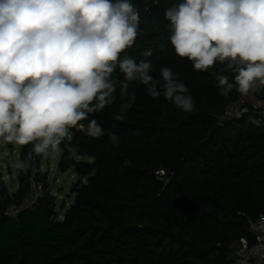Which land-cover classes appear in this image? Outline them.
<instances>
[{"label":"trees","instance_id":"1","mask_svg":"<svg viewBox=\"0 0 264 264\" xmlns=\"http://www.w3.org/2000/svg\"><path fill=\"white\" fill-rule=\"evenodd\" d=\"M131 2L138 35L121 59L151 60L157 80L162 67L171 68L195 106L184 112L162 89L153 98L132 82L135 99L123 120L115 119L126 99L119 88L112 105L89 114L102 137L70 129L58 169L72 168L85 181L63 219L46 192L47 175L22 174L13 194L0 175V264H230L236 250L232 259L228 248L252 242L248 220L264 213V127L224 118L241 92L225 95L214 73L231 82L234 71L219 63L196 71L175 54L165 11L182 0ZM147 49L151 57L141 55ZM113 75L123 79L118 66ZM33 183L43 192L26 206Z\"/></svg>","mask_w":264,"mask_h":264},{"label":"clouds","instance_id":"2","mask_svg":"<svg viewBox=\"0 0 264 264\" xmlns=\"http://www.w3.org/2000/svg\"><path fill=\"white\" fill-rule=\"evenodd\" d=\"M165 18L175 54L194 70L219 63L235 72L231 82L214 73L225 95L233 87L247 94L264 85V0H182L166 9ZM138 27L131 0H0V137L33 144L38 154L54 151L73 128L102 137L105 130L89 114L112 105L119 88L126 99L115 119L123 120L135 99L128 92L132 82L153 98L162 89L167 101L193 110L187 86L171 68L162 67L157 80L151 60L121 59ZM117 66L122 80L113 75Z\"/></svg>","mask_w":264,"mask_h":264},{"label":"rangeland","instance_id":"3","mask_svg":"<svg viewBox=\"0 0 264 264\" xmlns=\"http://www.w3.org/2000/svg\"><path fill=\"white\" fill-rule=\"evenodd\" d=\"M70 136L71 132L69 131L66 138L69 140ZM33 151V144L9 143L0 137V175L7 184L10 194L16 192L22 174L31 173L35 178L39 171L41 174L47 175L46 192L55 199L56 218L63 219L65 211L74 202L76 191L85 181V177L76 173L72 168L65 173L59 171L58 164L64 151L63 148L58 146L47 154H38L34 151L36 154L31 156ZM74 157L78 160H89L88 157L77 156V154H74ZM42 189L32 187L26 200V206L43 192ZM232 248H228L227 256L233 259L236 248Z\"/></svg>","mask_w":264,"mask_h":264},{"label":"built area","instance_id":"4","mask_svg":"<svg viewBox=\"0 0 264 264\" xmlns=\"http://www.w3.org/2000/svg\"><path fill=\"white\" fill-rule=\"evenodd\" d=\"M226 119L246 118L255 127H264V85L257 83L247 94L231 101L224 113ZM36 153L33 151L31 156ZM41 189L40 184H34ZM252 242L240 239L231 247L236 248V256L230 264H264V213L248 220Z\"/></svg>","mask_w":264,"mask_h":264}]
</instances>
